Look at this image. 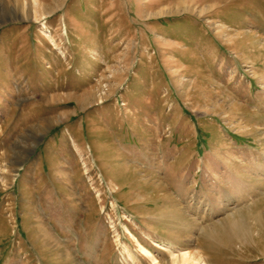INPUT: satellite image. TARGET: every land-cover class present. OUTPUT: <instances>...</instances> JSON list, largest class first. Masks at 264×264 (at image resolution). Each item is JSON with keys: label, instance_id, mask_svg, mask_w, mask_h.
Listing matches in <instances>:
<instances>
[{"label": "rangeland", "instance_id": "374dc122", "mask_svg": "<svg viewBox=\"0 0 264 264\" xmlns=\"http://www.w3.org/2000/svg\"><path fill=\"white\" fill-rule=\"evenodd\" d=\"M183 251L264 264V0H0V264Z\"/></svg>", "mask_w": 264, "mask_h": 264}, {"label": "bare ground", "instance_id": "6f19581e", "mask_svg": "<svg viewBox=\"0 0 264 264\" xmlns=\"http://www.w3.org/2000/svg\"><path fill=\"white\" fill-rule=\"evenodd\" d=\"M170 256L172 258L170 264H205L202 258L199 256V254L195 252L183 251L178 256L177 255L175 256V254L170 253Z\"/></svg>", "mask_w": 264, "mask_h": 264}]
</instances>
